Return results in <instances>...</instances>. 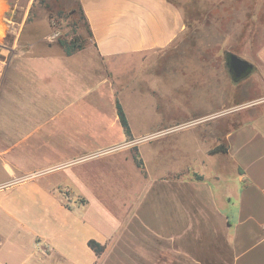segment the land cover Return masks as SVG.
<instances>
[{
    "label": "crops",
    "instance_id": "crops-1",
    "mask_svg": "<svg viewBox=\"0 0 264 264\" xmlns=\"http://www.w3.org/2000/svg\"><path fill=\"white\" fill-rule=\"evenodd\" d=\"M185 5L193 23L202 8L229 6L72 0L84 45L70 54L30 45L0 72V264H264V39L252 58L231 51L253 66L223 97L248 104L239 112L126 144L218 105L198 65L182 73L180 44L199 35ZM152 55L171 63L156 97L149 80L124 91L122 69ZM213 134L227 146L219 161L201 152Z\"/></svg>",
    "mask_w": 264,
    "mask_h": 264
},
{
    "label": "rangeland",
    "instance_id": "rangeland-1",
    "mask_svg": "<svg viewBox=\"0 0 264 264\" xmlns=\"http://www.w3.org/2000/svg\"><path fill=\"white\" fill-rule=\"evenodd\" d=\"M227 1L229 6L223 5L220 14L213 12L209 16L208 8H202L201 20L198 23L195 21L193 23V17H195L193 15L195 14L192 9L187 11L190 28L192 24H195V30L198 31L200 39L197 35L194 40L190 34L180 44V52H182V48L188 49L184 55L182 73L185 68L193 69L196 65L200 67L201 71L198 72L197 79L202 82L206 81L205 79H210L213 85L212 89L214 88L216 91L218 105L215 110L201 114L199 118L193 120L176 121L170 124L168 128L161 129V131H165L148 140L138 142L136 145L151 142L163 134L181 131L189 126H201L213 122L233 112H239L248 105L241 103L230 106L228 101L222 102L224 95L231 88V79L223 64L224 55L227 51L238 50L239 42L243 41L245 42L243 46L250 48L246 50L245 56L253 57L255 48L264 39V0ZM70 2L72 0H0V72L9 61L20 56L23 48L30 45L36 47L50 45L52 48L64 52V48L59 44L61 38L70 40L76 36L80 41L84 40L87 36L82 21L73 26L70 23L73 16L67 17V13L71 9L74 10L75 18H78L79 15L75 6L70 7ZM215 9L213 8V10ZM171 55L172 59L175 60L176 53H171ZM197 58L200 59V62L196 60ZM166 62H162V59L158 62L157 56L152 55L138 65L136 62L130 63L125 66L126 70L123 68L125 71L122 69L121 72L124 76L119 80V83L120 85L124 84L123 87L126 88L124 91H129L132 84H136L137 89L140 90L141 86H144V82L140 83L141 80L153 81L154 84L152 83L150 93L156 97V93L161 89L159 86L160 79L169 78L168 71L171 63ZM161 63L163 67H161ZM188 73L190 72L188 71ZM184 77L186 78V76ZM189 77L196 79L193 74ZM231 96L234 97L233 94L230 95V98H232ZM164 103V101L161 102V105H165ZM178 125H182V127L175 129V126ZM215 137L218 138V142H222L220 136L215 134L212 137H205L206 140L201 142L203 150L201 152L204 157L205 154L212 155L211 148L216 144L212 145L211 141H214Z\"/></svg>",
    "mask_w": 264,
    "mask_h": 264
},
{
    "label": "trees",
    "instance_id": "trees-1",
    "mask_svg": "<svg viewBox=\"0 0 264 264\" xmlns=\"http://www.w3.org/2000/svg\"><path fill=\"white\" fill-rule=\"evenodd\" d=\"M184 11H186V14L187 11H189L190 9H192L191 7L185 5L183 7ZM73 11V12H72ZM79 11V10H78ZM74 13V10H70L69 13H67V17L69 16H73V18L71 19V25H78L80 23V21H83V15L79 12V15H78V18H75V16L73 15ZM189 15V14H188ZM257 16V15H256ZM84 28H85V31H86V38L82 41H80L78 39V37H73L72 39L70 40H65V39H60L59 40V44L64 48V52L66 54H70L72 52H74L75 50L81 48L84 43L86 42L87 38H88V32L86 30V25H85V22L83 21L82 22ZM187 24L189 25V23L187 22ZM247 37V36H245ZM240 46H243L245 42L243 41H240ZM116 107H117V111H118V115H119V118H120V121H121V124L122 126L124 127L125 131L127 134H129V125H128V121H127V118L124 114V111H123V108L121 107V105L119 104V102L116 103ZM233 122H235V118L233 117ZM223 125H219V127H221ZM222 128V127H221ZM211 153L212 154H216L217 157H218V161L219 159H222V156L226 155L227 153V146H226V143H225V140L222 139V142H217L216 145L214 147L211 148ZM137 164L138 165H141V161L139 159H137ZM198 178H200L199 176H197ZM88 246L96 253V254H100L103 249H104V246L98 242H96L95 240H88Z\"/></svg>",
    "mask_w": 264,
    "mask_h": 264
},
{
    "label": "water",
    "instance_id": "water-1",
    "mask_svg": "<svg viewBox=\"0 0 264 264\" xmlns=\"http://www.w3.org/2000/svg\"><path fill=\"white\" fill-rule=\"evenodd\" d=\"M225 65L234 82H238L248 76L252 70V64L231 51L225 53Z\"/></svg>",
    "mask_w": 264,
    "mask_h": 264
},
{
    "label": "built area",
    "instance_id": "built-area-1",
    "mask_svg": "<svg viewBox=\"0 0 264 264\" xmlns=\"http://www.w3.org/2000/svg\"><path fill=\"white\" fill-rule=\"evenodd\" d=\"M180 127H182V125L175 126V129H178V128H180ZM163 131H165V130H162V131L160 130V131H157V132H153V133L145 134V135H143V136L135 137V138H133V139H131V140H128V141L126 142V144H127V145H134V144H136V143H138V142L148 140V139H150V138H152V137H154V136L160 134V133L163 132ZM4 185H7V184H2V185H0V187H2V186H4Z\"/></svg>",
    "mask_w": 264,
    "mask_h": 264
},
{
    "label": "flooded vegetation",
    "instance_id": "flooded-vegetation-1",
    "mask_svg": "<svg viewBox=\"0 0 264 264\" xmlns=\"http://www.w3.org/2000/svg\"><path fill=\"white\" fill-rule=\"evenodd\" d=\"M224 57H225V55H224ZM224 63H225V60H224ZM227 72H228V69H227ZM228 75H229L230 79L232 80L231 75H230L229 72H228Z\"/></svg>",
    "mask_w": 264,
    "mask_h": 264
}]
</instances>
